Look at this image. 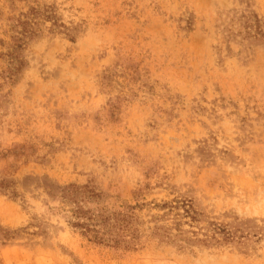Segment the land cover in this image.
Segmentation results:
<instances>
[{
    "label": "rangeland",
    "instance_id": "1",
    "mask_svg": "<svg viewBox=\"0 0 264 264\" xmlns=\"http://www.w3.org/2000/svg\"><path fill=\"white\" fill-rule=\"evenodd\" d=\"M0 264H264V0H0Z\"/></svg>",
    "mask_w": 264,
    "mask_h": 264
},
{
    "label": "trees",
    "instance_id": "2",
    "mask_svg": "<svg viewBox=\"0 0 264 264\" xmlns=\"http://www.w3.org/2000/svg\"><path fill=\"white\" fill-rule=\"evenodd\" d=\"M183 209H184V214L189 217V210H190L189 205H184Z\"/></svg>",
    "mask_w": 264,
    "mask_h": 264
}]
</instances>
